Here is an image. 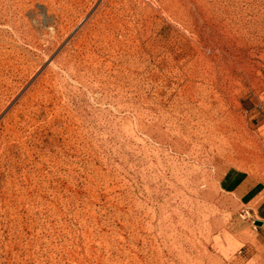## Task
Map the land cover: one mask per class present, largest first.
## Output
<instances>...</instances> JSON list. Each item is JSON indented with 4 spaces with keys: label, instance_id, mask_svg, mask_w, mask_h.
Wrapping results in <instances>:
<instances>
[{
    "label": "rangeland",
    "instance_id": "1",
    "mask_svg": "<svg viewBox=\"0 0 264 264\" xmlns=\"http://www.w3.org/2000/svg\"><path fill=\"white\" fill-rule=\"evenodd\" d=\"M249 173L264 0H0V264H264Z\"/></svg>",
    "mask_w": 264,
    "mask_h": 264
},
{
    "label": "crops",
    "instance_id": "2",
    "mask_svg": "<svg viewBox=\"0 0 264 264\" xmlns=\"http://www.w3.org/2000/svg\"><path fill=\"white\" fill-rule=\"evenodd\" d=\"M222 193L234 201L233 215L240 216L247 212V217L252 222L263 223L259 229L264 228V178L253 173L246 174L233 184L227 185Z\"/></svg>",
    "mask_w": 264,
    "mask_h": 264
},
{
    "label": "water",
    "instance_id": "3",
    "mask_svg": "<svg viewBox=\"0 0 264 264\" xmlns=\"http://www.w3.org/2000/svg\"><path fill=\"white\" fill-rule=\"evenodd\" d=\"M254 225L257 226V227H261L263 225V223L260 222V221H255Z\"/></svg>",
    "mask_w": 264,
    "mask_h": 264
},
{
    "label": "built area",
    "instance_id": "4",
    "mask_svg": "<svg viewBox=\"0 0 264 264\" xmlns=\"http://www.w3.org/2000/svg\"><path fill=\"white\" fill-rule=\"evenodd\" d=\"M248 215H247V212H244V213H242V217H247Z\"/></svg>",
    "mask_w": 264,
    "mask_h": 264
}]
</instances>
